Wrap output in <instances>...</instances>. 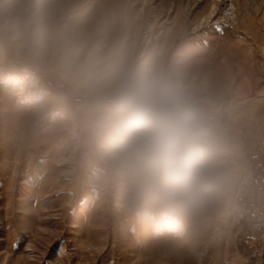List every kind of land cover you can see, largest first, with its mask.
Instances as JSON below:
<instances>
[{
    "label": "rangeland",
    "instance_id": "rangeland-1",
    "mask_svg": "<svg viewBox=\"0 0 264 264\" xmlns=\"http://www.w3.org/2000/svg\"><path fill=\"white\" fill-rule=\"evenodd\" d=\"M140 1L40 0L58 20L54 54L0 33V264H264L232 205L250 174L245 197L264 199L250 164L264 161V0H150L139 16ZM112 60L171 72L214 133L224 195L179 231L130 214L93 151L84 78Z\"/></svg>",
    "mask_w": 264,
    "mask_h": 264
},
{
    "label": "clouds",
    "instance_id": "clouds-1",
    "mask_svg": "<svg viewBox=\"0 0 264 264\" xmlns=\"http://www.w3.org/2000/svg\"><path fill=\"white\" fill-rule=\"evenodd\" d=\"M0 33L37 55L60 44L55 10L40 0H0ZM93 151L128 212L156 232L179 231L224 195L214 133L183 84L161 66L112 60L85 74Z\"/></svg>",
    "mask_w": 264,
    "mask_h": 264
},
{
    "label": "built area",
    "instance_id": "built-area-1",
    "mask_svg": "<svg viewBox=\"0 0 264 264\" xmlns=\"http://www.w3.org/2000/svg\"><path fill=\"white\" fill-rule=\"evenodd\" d=\"M247 180L243 185L237 187V194L233 198V208L237 222L245 225L252 237L260 244L264 245V199L256 197H245L247 189L244 185L249 184Z\"/></svg>",
    "mask_w": 264,
    "mask_h": 264
},
{
    "label": "bare ground",
    "instance_id": "bare-ground-1",
    "mask_svg": "<svg viewBox=\"0 0 264 264\" xmlns=\"http://www.w3.org/2000/svg\"><path fill=\"white\" fill-rule=\"evenodd\" d=\"M151 4V1L150 0H141L140 1V3L138 4V8H137V15H139V16H142V15H144V13H145V11H146V9H147V7L149 6ZM110 13H111V16L109 17L110 18V22H111V24L114 26L117 22H118V20L117 19H115L114 17H113V12H112V10H110ZM232 18H233V16H231ZM155 18H156V14L154 13L153 14V20H155ZM186 24V21L184 20H182V25H185ZM169 26V25H168ZM168 26L165 24V22H162L161 23V26H160V28H161V35L163 36V39H165V37L167 36V34L169 33V29L170 28H168ZM183 27V26H182ZM146 28V27H145ZM151 33H152V25L150 24V22H149V24H148V27L146 28V30L144 31V39L145 40H148L149 38H150V36H151ZM160 35V36H161ZM167 38V37H166ZM163 41V40H162ZM166 41V40H165ZM260 94V96H263L264 95V89H262L261 90V93H259ZM41 176V175H40ZM34 178V177H33ZM38 178H39V176H38ZM32 179V178H31ZM30 178H28L27 176H23V181H24V183H27V184H29L32 180H31ZM237 194V190L234 192V195H236ZM259 262H260V253L259 252H256L255 253V256L253 257V260H252V263L253 264H259Z\"/></svg>",
    "mask_w": 264,
    "mask_h": 264
},
{
    "label": "trees",
    "instance_id": "trees-1",
    "mask_svg": "<svg viewBox=\"0 0 264 264\" xmlns=\"http://www.w3.org/2000/svg\"><path fill=\"white\" fill-rule=\"evenodd\" d=\"M254 158L256 157L254 156ZM250 164H251V169L254 174V182L258 186L257 187V193H258V192H261V190L264 187V161H259L256 164H254L253 160H251ZM255 197L259 200L263 199L260 195H255ZM263 248H264V245H263Z\"/></svg>",
    "mask_w": 264,
    "mask_h": 264
},
{
    "label": "crops",
    "instance_id": "crops-1",
    "mask_svg": "<svg viewBox=\"0 0 264 264\" xmlns=\"http://www.w3.org/2000/svg\"><path fill=\"white\" fill-rule=\"evenodd\" d=\"M249 181H250V184L252 183V175L250 174L249 176ZM251 186V185H250Z\"/></svg>",
    "mask_w": 264,
    "mask_h": 264
}]
</instances>
